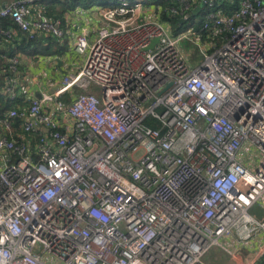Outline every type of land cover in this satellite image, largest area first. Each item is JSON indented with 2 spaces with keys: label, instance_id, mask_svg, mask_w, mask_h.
Returning <instances> with one entry per match:
<instances>
[{
  "label": "built area",
  "instance_id": "2783aa9c",
  "mask_svg": "<svg viewBox=\"0 0 264 264\" xmlns=\"http://www.w3.org/2000/svg\"><path fill=\"white\" fill-rule=\"evenodd\" d=\"M45 1L11 0L0 19L62 39L34 12ZM91 1L101 25L75 36L82 66L0 110V264H209L222 238L264 231L250 213L264 203V0ZM15 39L0 28L10 99L21 61L1 46Z\"/></svg>",
  "mask_w": 264,
  "mask_h": 264
},
{
  "label": "crops",
  "instance_id": "0c3cea01",
  "mask_svg": "<svg viewBox=\"0 0 264 264\" xmlns=\"http://www.w3.org/2000/svg\"><path fill=\"white\" fill-rule=\"evenodd\" d=\"M9 1L11 0H0V7ZM99 9L101 10L100 5L95 1V3L92 2L91 4L83 3L67 7L64 11V6L48 0L35 8L34 12L36 14L46 16L45 12L51 13L49 18L59 22L60 26L65 30V36L62 39L55 37L59 40V44L55 48H51L52 53L37 55H30L24 52L14 53L20 56L21 61L20 77L22 92H20L17 98L24 95L30 101L34 96H41L44 92H52L61 84L62 77L65 74L75 72L82 66L85 57L73 49L75 36L80 32L82 27H86L91 33L90 39L94 40L96 32L101 25ZM94 18H97L100 22L94 24ZM8 27L16 31L15 41L20 40L23 35L28 34L25 31H21L17 26ZM38 35L45 38L49 37L43 34ZM8 43L7 41H3L1 46V49L7 54L10 53L8 50H5V47L9 45ZM44 44L47 45L48 42L45 40ZM57 51H61V53ZM2 73H4L3 67L0 66V75ZM5 98L7 100V96ZM3 101V97L1 96L0 107ZM17 106L20 105L17 104ZM15 121L19 124L21 123L19 118ZM244 161L247 162L246 156L244 157ZM250 213L258 220L264 221V203L254 205L250 209ZM263 243L264 231L250 240H240L236 234H233L232 236L222 238L221 244L212 247L204 258L209 264H262L261 259L255 258H257L256 255Z\"/></svg>",
  "mask_w": 264,
  "mask_h": 264
},
{
  "label": "trees",
  "instance_id": "16d2710c",
  "mask_svg": "<svg viewBox=\"0 0 264 264\" xmlns=\"http://www.w3.org/2000/svg\"><path fill=\"white\" fill-rule=\"evenodd\" d=\"M48 1H53L54 3H58L61 4L62 6H64V11L67 9V7H73L76 6L77 4H83L86 3L87 0H74L72 2H64L61 0H48ZM149 1V0H147ZM241 0H226L227 4H232L234 7H227L226 6V10L228 13H232L240 4ZM88 4V2L86 3ZM205 12H202L198 15H193L190 20L188 25H191L192 23H196V24H200V19L202 18V14ZM44 14H46V16H51V13H47L45 12ZM174 25H179L178 22L174 21ZM8 26H17L15 24V22L13 21V19L11 18H2L0 19V28H7ZM182 28V27H181ZM180 28V30H181ZM45 40L48 42L47 45L44 44ZM58 39H56L53 36H49V37H43L40 35H37L36 38H30V36L27 35H23L22 38L18 41L16 40L14 43H8L9 45H7L5 47V50H8L10 53L9 54H14L17 52H24L26 54H30V55H37V54H45V53H52L53 51H51V48H55V46H57L58 43ZM58 53H61V51H57ZM0 66L3 67V70L6 69L7 64L4 63L0 64ZM4 88H5V74L2 73L0 75V97H3V104L0 107L1 111H5L7 109L16 107L17 104L20 105L21 107H27L29 105V99L24 96L21 95L19 98L16 99H10L7 97L6 100V93H4ZM5 96H4V94ZM72 99V96L70 94H67L63 96V100L68 102ZM16 125H18V123L16 122ZM262 264H264V260H262L261 262Z\"/></svg>",
  "mask_w": 264,
  "mask_h": 264
},
{
  "label": "rangeland",
  "instance_id": "374dc122",
  "mask_svg": "<svg viewBox=\"0 0 264 264\" xmlns=\"http://www.w3.org/2000/svg\"><path fill=\"white\" fill-rule=\"evenodd\" d=\"M87 2H88V4H91L93 1L89 0ZM100 13H102V10H100ZM94 19H95L93 21L94 24H96L97 22H100V20L98 21L97 18H94ZM183 48L185 50V53H186L187 57L193 58V60H195L196 62H199L202 59L201 55L199 54L198 46L194 42H187V43L184 42L183 43ZM258 156H259L258 155V152L257 151H254V157H253L254 158V161H257L259 159Z\"/></svg>",
  "mask_w": 264,
  "mask_h": 264
},
{
  "label": "water",
  "instance_id": "95a60500",
  "mask_svg": "<svg viewBox=\"0 0 264 264\" xmlns=\"http://www.w3.org/2000/svg\"><path fill=\"white\" fill-rule=\"evenodd\" d=\"M205 6V2L203 1L195 10H194V14H198L201 9ZM185 19H181V22H184ZM158 39H156L155 41H157ZM154 46V43L150 46V48H153ZM171 83H168V86L170 85ZM37 97H40V95H37Z\"/></svg>",
  "mask_w": 264,
  "mask_h": 264
}]
</instances>
